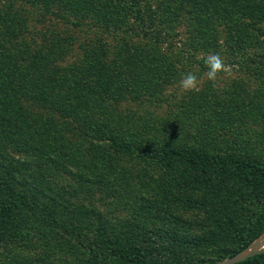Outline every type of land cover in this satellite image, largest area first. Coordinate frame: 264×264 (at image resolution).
I'll list each match as a JSON object with an SVG mask.
<instances>
[{
	"label": "trees",
	"instance_id": "obj_1",
	"mask_svg": "<svg viewBox=\"0 0 264 264\" xmlns=\"http://www.w3.org/2000/svg\"><path fill=\"white\" fill-rule=\"evenodd\" d=\"M179 31L246 77L160 117L123 108L170 107ZM27 229L62 264H213L247 248L264 231V0H0V247ZM231 264H264V249Z\"/></svg>",
	"mask_w": 264,
	"mask_h": 264
},
{
	"label": "rangeland",
	"instance_id": "obj_2",
	"mask_svg": "<svg viewBox=\"0 0 264 264\" xmlns=\"http://www.w3.org/2000/svg\"><path fill=\"white\" fill-rule=\"evenodd\" d=\"M23 8L26 10L28 16H31L30 17L31 19L32 18L31 9L27 6H23ZM56 25H58L56 26L58 27V29L68 27L67 25H63V24H56ZM69 33L74 35V37H76L79 40L83 39V35H86V34H82V31L80 29L76 31L75 29L70 28ZM87 35L90 36L89 34ZM133 39L135 38L133 37ZM165 41H167L170 45L169 49L167 50V53L172 55L175 54L177 55L178 53H180V56L182 55L181 56L182 63L181 64L178 63L177 65L184 69V72L180 80L177 83L175 82L174 84L168 85L163 92L164 96H169L168 103L170 104L169 105L170 107H168V105L153 107L152 105L148 106L145 104L140 108L141 105H135L134 103H125L123 108H125L126 110L135 111L139 115H143L141 114V111L144 110V113L147 115L154 114V118L157 116L160 117L163 116L166 111L171 109L173 104H177L180 97L185 96L186 93H188V92H183V90L180 88V81L182 77H184L187 73L191 72L196 74V76L200 81L199 88H205L207 83L210 82L206 79L205 76L207 68H203L200 65V63H203L201 58H205L209 53H204L201 52L200 50L193 52H191L190 50L187 52L186 39H184V35L181 31H179L178 34L167 38ZM185 54H188L189 57H187ZM220 56L225 62V56H223L222 54H220ZM225 64L231 69L230 73L221 74L220 78L217 80L215 85H213V83L210 82V84H212L211 87L213 88L215 87L217 89L226 88L227 83L230 79L240 78V77L244 79L246 77L244 72L240 71L239 69L236 70L234 66L228 65L226 62ZM251 87L252 85L248 88V94H250V92L252 91ZM170 111L173 110L171 109ZM260 112H262L261 108H260ZM253 128L255 130H258L259 125L258 124L253 125ZM173 135L175 137H183L179 135V133ZM12 155L16 157L18 154L14 153ZM120 163L124 166V168H129L132 173L137 172L141 168V162L127 155H125L123 159L120 160ZM63 179H65V182H68L69 181L68 175H65L64 177L60 178V180ZM132 196H133L132 193H125V196L122 198V201H126V199H128L129 202H132L133 198H130ZM118 202L119 201H114V199H108L107 205L109 208L113 209V212H115L116 215L122 218L126 217L128 214L127 208L125 209L124 208L125 206H121V204H119ZM129 202L126 201V203ZM22 232L25 233H23L21 236L7 239L6 241L3 242L2 246L0 247V264H62V259L65 257L61 254V252L59 254L57 252L51 253L50 251H46V247L44 246V235H41L40 230H38L37 233L29 229ZM261 247H264V239L260 240L259 238L257 248H261ZM80 256L82 257V253L80 254ZM67 263L80 264V261H75L73 259L72 261H67Z\"/></svg>",
	"mask_w": 264,
	"mask_h": 264
},
{
	"label": "clouds",
	"instance_id": "obj_3",
	"mask_svg": "<svg viewBox=\"0 0 264 264\" xmlns=\"http://www.w3.org/2000/svg\"><path fill=\"white\" fill-rule=\"evenodd\" d=\"M204 63L207 71L206 79L215 85L221 74L230 73L231 69L226 66L224 60L218 53H210L205 57ZM200 81L196 74L187 73L180 81V88L183 92L199 91Z\"/></svg>",
	"mask_w": 264,
	"mask_h": 264
},
{
	"label": "water",
	"instance_id": "obj_4",
	"mask_svg": "<svg viewBox=\"0 0 264 264\" xmlns=\"http://www.w3.org/2000/svg\"><path fill=\"white\" fill-rule=\"evenodd\" d=\"M264 239V231L257 237V239H255L254 241H252L247 248L240 250L239 252H237L236 254L220 259L218 261H216L213 264H231L237 261H240L248 256L253 255L256 252H259L261 250L264 249V247L261 248H257L258 246V240Z\"/></svg>",
	"mask_w": 264,
	"mask_h": 264
}]
</instances>
